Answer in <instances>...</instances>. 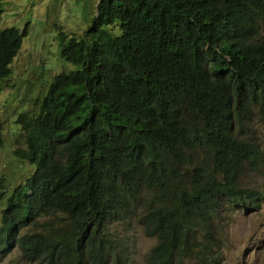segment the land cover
Listing matches in <instances>:
<instances>
[{"label": "trees", "instance_id": "obj_1", "mask_svg": "<svg viewBox=\"0 0 264 264\" xmlns=\"http://www.w3.org/2000/svg\"><path fill=\"white\" fill-rule=\"evenodd\" d=\"M28 37L0 29V93ZM58 40L76 70L18 116L36 171L0 178V258L130 264L142 208L147 264L218 263L223 214L264 204V0H100Z\"/></svg>", "mask_w": 264, "mask_h": 264}, {"label": "rangeland", "instance_id": "obj_2", "mask_svg": "<svg viewBox=\"0 0 264 264\" xmlns=\"http://www.w3.org/2000/svg\"><path fill=\"white\" fill-rule=\"evenodd\" d=\"M100 0H0L3 10L0 29L29 26V37L14 60L12 74L0 93V124L3 125L4 146L0 148V178L6 182L8 193L25 184L36 166L24 160L16 151L25 150L18 137L21 128L18 116L30 110L38 97H43L62 72L76 67L60 56L58 36L62 29L67 34L82 36L97 15ZM262 129V128H261ZM264 150V130L256 139ZM247 185L264 192V174H251ZM142 208H138L123 235L133 244L130 264H147L146 258L157 244L155 238L144 234L141 224ZM2 217H0L1 223ZM222 233L218 236L220 248L218 263L205 264H264V204L260 208L229 210L221 219ZM0 264H39L23 260L14 250L1 259ZM182 264H203L184 261Z\"/></svg>", "mask_w": 264, "mask_h": 264}, {"label": "clouds", "instance_id": "obj_3", "mask_svg": "<svg viewBox=\"0 0 264 264\" xmlns=\"http://www.w3.org/2000/svg\"><path fill=\"white\" fill-rule=\"evenodd\" d=\"M263 130H264V129L260 130V133L263 132ZM260 133H259V134H260ZM260 146H261V145H260ZM261 149H262V148H261ZM35 171H36V170H35ZM253 174H257V173H253ZM246 180H247V179H246ZM245 183H246V181H245ZM246 185H247V183H246ZM247 186H248V185H247ZM248 187H249V186H248ZM262 192H263V191H262ZM240 210H241V209H240ZM155 239H156V238H155ZM156 240H157V239H156ZM219 248H220V243L217 242V249H219Z\"/></svg>", "mask_w": 264, "mask_h": 264}]
</instances>
